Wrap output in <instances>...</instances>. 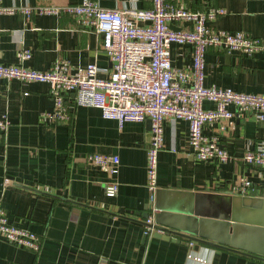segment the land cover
<instances>
[{
  "label": "crops",
  "instance_id": "crops-1",
  "mask_svg": "<svg viewBox=\"0 0 264 264\" xmlns=\"http://www.w3.org/2000/svg\"><path fill=\"white\" fill-rule=\"evenodd\" d=\"M79 1L0 0V4L65 8ZM173 1L191 10L223 8L206 24L264 36V0ZM97 2L118 9L152 6V0ZM169 25L174 30L192 27L186 19L171 20ZM21 46L31 50L21 62L30 68L43 70L64 60L75 72L95 60L102 68L99 74L105 76L111 67L100 36L64 9L59 13L34 9L29 16L20 10L0 12V63H20ZM191 49L189 43H171L173 64L190 67ZM204 58L205 86L264 93V48L247 54L209 46ZM65 103L68 119L43 118L42 112L52 107L47 82L0 77V116L6 114L10 121L0 131V203L14 225L40 238V249L33 252L0 235V264H264L259 255L264 254V233L239 229L236 221L227 228L219 218L231 206L237 215L264 218V167L242 159L248 147L264 146V119L234 115L205 124L204 134L215 137L232 156L222 161L197 158L188 143V121L167 117L152 203L163 222L188 231L170 238L148 232L144 239L142 212L151 203L146 186L149 122L127 120L119 125L95 106L75 104L72 94L66 95ZM202 105L214 104L204 99ZM228 108L234 110L232 104ZM92 152L117 154V172L89 163L86 156ZM241 177L251 182L246 192L236 189ZM111 181L118 187L109 196L105 190ZM201 235L222 241L228 235L231 244L209 245Z\"/></svg>",
  "mask_w": 264,
  "mask_h": 264
},
{
  "label": "built area",
  "instance_id": "built-area-1",
  "mask_svg": "<svg viewBox=\"0 0 264 264\" xmlns=\"http://www.w3.org/2000/svg\"><path fill=\"white\" fill-rule=\"evenodd\" d=\"M34 9L37 13H59L63 9L69 12L79 25L100 36V47L109 57L111 67L105 76L99 74L102 68L95 60L80 66L75 72H70L64 60L43 70L30 68L21 62L31 56V50L21 46L17 53L20 63H0V77L47 82L52 107L43 111L41 116L53 121L69 118L70 109L65 103L68 94L73 95L75 104L95 106L103 117L114 118L119 125L127 120L142 121L149 118L151 138L146 151V186L150 201L154 200L158 186V152L163 145V128L167 117L188 121V143L197 158L222 161L232 156L215 137L204 134V125L234 115H253L264 119V93L238 92L231 88L203 84L204 54L209 46L247 54L264 48V36H253L243 30L231 32L206 24L207 18L224 12L223 8L191 10L173 0H152L149 8L123 9L102 7L97 0H81L65 8L0 4V12L20 10L29 16ZM178 19L189 20L191 29H172L169 22ZM173 42L191 45L190 67L173 64L170 56ZM204 99L213 102V107H203ZM230 104L234 110L228 108ZM9 123L6 114L0 116V131H4ZM86 159L107 172L116 173L118 170L117 154L92 152L87 154ZM242 159L254 166L264 167V146L248 147ZM117 187V182L111 181L105 193L112 196ZM249 187L250 180L241 177L236 189L246 192ZM145 221L147 224L152 222V215ZM153 230L146 226L145 232L151 233ZM0 235L33 252L40 249L39 236L32 230L14 225L1 203Z\"/></svg>",
  "mask_w": 264,
  "mask_h": 264
},
{
  "label": "water",
  "instance_id": "water-1",
  "mask_svg": "<svg viewBox=\"0 0 264 264\" xmlns=\"http://www.w3.org/2000/svg\"><path fill=\"white\" fill-rule=\"evenodd\" d=\"M147 121L149 122L150 126H151V120L149 118H147ZM258 205V204H256ZM158 214H160V212L158 211V207L156 206V204L149 203L146 207L144 212H142V216L144 218H147L149 215L153 216V221L149 222V224H147L146 221H143V224L145 226L154 228V232L152 231V235L155 237H163V238H170L171 234H176V235H180L182 233H179L181 230L184 232H187L188 230L179 228V227H174L170 224H168V222H163V220H161L158 216ZM220 219L224 220V225L228 228L229 227V222L230 221H236V224L239 225V229L242 230H246V231H251L252 229L258 231V232H263L264 233V218L263 217H259L256 216L254 217L251 213H246V214H240L237 215L235 210L233 209V207L231 206L230 211L227 214H224V216H219ZM176 230V231H174ZM148 235V232L144 233L143 238L145 239L146 236ZM201 237H204L205 240H210V241H204L201 239H197V237H191L194 240H201L203 242H207V244L209 245H216V243H222L225 245H230L231 241L229 240L228 235H226L225 237L227 239H225V241H222L220 239L217 238H212V237H207V236H203L201 235ZM214 242V243H213ZM264 256V254H259Z\"/></svg>",
  "mask_w": 264,
  "mask_h": 264
}]
</instances>
